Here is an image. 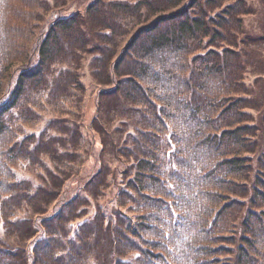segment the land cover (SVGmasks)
I'll use <instances>...</instances> for the list:
<instances>
[{
    "label": "trees",
    "instance_id": "trees-1",
    "mask_svg": "<svg viewBox=\"0 0 264 264\" xmlns=\"http://www.w3.org/2000/svg\"><path fill=\"white\" fill-rule=\"evenodd\" d=\"M48 5L0 0V216L7 232L24 240L18 248L0 246V264H84L93 255L96 264H264V107L257 124L233 31L242 30L240 16L251 6L245 0H91L36 33L32 22L42 20ZM86 54L98 86L97 121L113 106L139 114V127L130 135L134 146L121 155L133 162L125 167L116 218L84 221L70 236L72 212L52 222L68 176L55 192L36 195L23 187L22 201L11 171L20 158L11 152L16 143L25 152L36 143L54 156L57 144L67 150L79 138L42 133L36 141L33 133L19 143L15 137L9 153L3 147L13 113H32L37 92L50 104L83 93L78 70ZM101 172L86 184L93 177L101 184L107 176ZM25 200L31 217H15L11 201L18 210ZM122 207L143 213L146 224L133 223Z\"/></svg>",
    "mask_w": 264,
    "mask_h": 264
},
{
    "label": "rangeland",
    "instance_id": "rangeland-1",
    "mask_svg": "<svg viewBox=\"0 0 264 264\" xmlns=\"http://www.w3.org/2000/svg\"><path fill=\"white\" fill-rule=\"evenodd\" d=\"M46 1L49 5L41 10L39 15L42 20H35L38 21L35 25V21L32 22L36 33L46 27V21L48 22L56 16H65L83 10L91 0ZM245 1L251 6L252 11L249 14L240 16L243 20L242 30L234 27V35L237 38L235 47L245 63L244 80L248 86L250 103L255 107L254 109L249 108V110L252 112L255 122L261 124L259 122V112L264 107V0ZM58 6L63 8L59 9ZM38 12L39 9L36 16H38ZM84 57L85 59L81 61L78 70L80 81L85 87L83 93L72 91V93L78 95L77 98H68L64 102L50 104L46 101L45 92H37L39 93L38 105L40 107L29 105L31 107L29 109L33 112L28 115L20 114L18 110H15L13 113L15 120L10 121L14 125L11 133L5 134L6 141L5 147H3L9 153L7 147L12 144V140L15 142V137H17L19 143L26 135L33 133L36 135V141L42 133L46 136L58 135L64 139L73 137V135L79 138V146L74 145L72 147L71 143H68L67 150L62 149L60 144H57L59 155L57 153L54 156L53 153L46 154L43 150L37 149L36 143L30 144L27 141L25 143L30 144L27 152L17 143L11 152L18 154L20 158L12 165L14 167L11 168V171L20 182L18 183L17 188L19 189L16 190V195L22 201L27 186L30 192L36 195L55 192L53 191L55 183H60L68 176V180L61 189L58 204L54 205V212H52L54 219H52V222L56 223L58 221L57 216H61V214L63 219L67 216L71 217L70 212H72L75 217L72 216V220L67 221L66 224V230L70 236L77 232L78 226L84 221L95 217H103L106 220L116 218L113 212L119 203V188L124 187L127 179L125 171L127 169L125 167L133 162V159L130 160L121 155H125V152L128 153V148L134 146L131 143L130 135H137V126L139 127V124H137L139 114L134 112L118 113L113 109V106L108 112L110 115L105 116L102 123L101 118L99 122L97 121L95 111L98 100V86L91 71L92 55L86 54ZM72 63L67 62L65 66L71 65L74 68L76 64ZM34 93L32 92V94ZM114 103L115 101H111V104ZM21 115L24 117H19ZM101 126H104L105 130H102ZM99 128L102 130V135ZM72 133L75 134L72 135ZM258 135L259 132H257ZM65 151L69 153L62 154ZM73 156H77V160L69 161ZM99 169L107 174L105 180L101 184H97L98 179L93 177L86 184L90 175ZM250 183L251 181L248 182L249 185ZM23 187H26V189ZM40 189L44 192L39 193ZM62 203L66 205L60 206ZM10 206L13 210L16 207L14 216L17 218H30L33 213L30 208L31 205H28L26 200L18 210L19 205L16 206V201H11ZM127 209L122 207V210L128 215L127 218L131 217L133 223L146 224L143 213ZM39 229L42 236H44L43 229ZM0 244L2 248L6 249L18 248L17 246L24 244V240L16 232H7L2 215L0 216ZM143 247L147 248L146 245H143ZM99 255L105 259L106 250L102 248ZM94 256L88 258L84 264H96L99 259L94 258Z\"/></svg>",
    "mask_w": 264,
    "mask_h": 264
}]
</instances>
